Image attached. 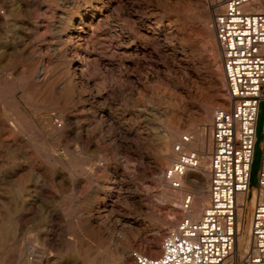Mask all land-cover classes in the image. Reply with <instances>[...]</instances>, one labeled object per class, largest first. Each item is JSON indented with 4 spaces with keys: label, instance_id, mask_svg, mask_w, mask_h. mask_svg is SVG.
<instances>
[{
    "label": "rangeland",
    "instance_id": "obj_1",
    "mask_svg": "<svg viewBox=\"0 0 264 264\" xmlns=\"http://www.w3.org/2000/svg\"><path fill=\"white\" fill-rule=\"evenodd\" d=\"M215 9L208 0H0V264H134V250L161 253L166 232L188 215L184 199L205 192L209 179L197 171L183 178V192L171 189L164 170L175 145L194 135L186 148L200 152L202 166L214 112L227 106L217 94ZM198 27L213 28V39ZM72 44L86 46L83 64L98 71L74 97L63 86L73 74ZM95 85L102 99L88 96ZM263 140L264 100L241 255Z\"/></svg>",
    "mask_w": 264,
    "mask_h": 264
},
{
    "label": "built area",
    "instance_id": "obj_2",
    "mask_svg": "<svg viewBox=\"0 0 264 264\" xmlns=\"http://www.w3.org/2000/svg\"><path fill=\"white\" fill-rule=\"evenodd\" d=\"M213 20L221 52L228 104L215 110L210 125L213 149L207 183L208 201L198 218L188 215L169 229L161 253L150 256L134 250V264H226L236 253L250 197L256 126L264 100V0H219ZM194 135L176 143L177 158L164 178L180 189L183 178L200 167V156L186 145ZM235 264H264V140L259 186L249 249Z\"/></svg>",
    "mask_w": 264,
    "mask_h": 264
},
{
    "label": "bare ground",
    "instance_id": "obj_3",
    "mask_svg": "<svg viewBox=\"0 0 264 264\" xmlns=\"http://www.w3.org/2000/svg\"><path fill=\"white\" fill-rule=\"evenodd\" d=\"M200 2L202 1V0H199ZM208 1H210V4L212 5V6H214L215 7V4H216V1H219V0H208ZM101 7V6H100ZM216 10V9H215ZM208 11V10H207ZM210 13L209 12H206V13H204V17L206 18V19H209L210 18ZM84 17H87V15H83L82 17H81V20H83L84 19ZM81 24H83V21L81 22ZM212 27H213V25H212ZM88 33L90 34V35H92V34H95V31H96V28H98V21H96L95 23H91L88 27ZM199 29L198 30H196L199 34H201L202 35V37L203 38H212L213 39V34H214V32H213V28L211 29V30H208V29H200V27H198ZM77 29V28H76ZM80 36V35H79ZM82 36V35H81ZM116 36V35H115ZM76 38V37H75ZM114 38H116V37H114ZM119 38V37H118ZM122 39V38H121ZM85 40V39H84ZM83 40V41H84ZM111 40V39H110ZM116 40V39H115ZM86 42H87V40H85ZM112 41V40H111ZM205 41V40H204ZM120 42V41H119ZM71 43V42H70ZM77 43V42H76ZM110 43V42H109ZM123 43V42H122ZM127 43V42H126ZM84 44H86V43H84ZM113 46V45H112ZM129 46V45H128ZM70 48H71V50H70V52H72L73 53V58L71 59V64L73 65V67H74V69H73V74L72 73H70L69 72V74L67 75V77H65L64 78V80H63V86H65V88H66V90H67V92H68V94L70 93V95L71 96H75L76 94H84L85 93V87L82 85V81H83V79L84 78H87L88 79V82H94L95 81V78H96V73L98 72H96L95 73V68L94 67H92V68H87L84 64H83V58L81 57V53L83 52V51H85L84 50V48L86 49V46H84V45H80V44H77V45H70L69 46ZM205 47V46H204ZM217 47V48H216ZM216 47H215V49H214V52L215 51H217L218 50V46H217V44H216ZM118 48V47H117ZM126 48V47H125ZM93 49V48H92ZM113 49V48H112ZM67 51V50H66ZM66 51H62L61 53L63 54V56H64V58H65V56H66V54H65V52ZM90 51V50H89ZM204 51V50H203ZM91 52V51H90ZM97 54V53H96ZM69 55V54H68ZM100 57V56H99ZM123 57V56H122ZM74 58H76L75 60H74ZM96 58V57H95ZM140 58V57H139ZM110 60V59H109ZM112 60V59H111ZM110 60V61H111ZM137 60V59H136ZM86 61V60H85ZM101 62V61H100ZM220 62V61H219ZM94 63V62H93ZM89 64V63H88ZM98 64V63H97ZM102 64V63H101ZM101 66V65H100ZM99 66V67H100ZM100 71V70H99ZM110 71V70H109ZM112 72V71H111ZM110 72V73H111ZM116 72V71H115ZM109 77V76H108ZM103 78V77H102ZM107 78V77H106ZM98 79H99V77H98ZM112 79H114V78H112ZM111 79V80H112ZM216 80H217V85L219 86V89H218V92H217V94H219L221 97H222V99H223V101H221V105H225V104H228V96H227V91H223L222 90V87H226V80H225V75H224V71H223V67H222V64H219V66L217 67V70H216ZM115 81V80H114ZM84 82V81H83ZM109 82H111V81H109ZM108 82V83H109ZM87 83V82H86ZM85 83V84H86ZM100 83V82H99ZM117 84V83H116ZM115 84V85H116ZM104 85V84H103ZM95 86H97V85H95ZM110 86V85H109ZM117 86V85H116ZM115 86V87H116ZM86 87H88V86H86ZM91 88H93V87H91ZM109 89V88H108ZM111 89H112V87H111ZM224 89V88H223ZM117 90V89H116ZM105 91V89L103 88V87H100V86H97V89L95 90V92H90L89 93V97L90 98H95V97H97V98H99V99H102V97H103V95H102V92H104ZM118 91V90H117ZM118 92H120V91H118ZM94 93H96L97 94V96H94ZM104 93H106V92H104ZM121 93V92H120ZM116 94V93H115ZM116 96V95H115ZM78 98V97H77ZM82 98V97H81ZM109 98V97H108ZM63 99V98H62ZM76 99V98H75ZM86 99V98H85ZM84 99V100H85ZM89 99V98H88ZM87 99V100H88ZM64 100V99H63ZM62 100V101H63ZM114 100V99H113ZM54 101V100H53ZM65 101V100H64ZM102 101V100H101ZM100 101V102H101ZM77 102H79V101H77ZM96 102V101H95ZM94 102V103H95ZM115 102V101H114ZM18 103V102H17ZM55 103V102H54ZM63 104H64V102H62ZM91 103V102H90ZM89 103V104H90ZM45 104V103H44ZM101 104V103H100ZM169 104V103H168ZM46 105V104H45ZM91 105V104H90ZM170 105V104H169ZM17 106H19L18 104H17ZM54 106V105H53ZM87 106V105H86ZM95 106V105H94ZM99 107V106H98ZM105 107V106H104ZM108 107V106H107ZM114 107V106H113ZM112 107V108H113ZM74 108V107H73ZM20 109V108H19ZM77 109V108H76ZM21 110V117H22V119H24V121H26V122H28L29 120H30V118H29V116L27 115V113H26V111H25V109H20ZM108 110V109H107ZM82 111V110H81ZM71 112V111H70ZM76 112V111H75ZM74 112V113H75ZM111 112V111H110ZM62 113V112H61ZM73 113V112H72ZM77 113V112H76ZM63 114V113H62ZM78 114H79V112H78ZM97 114V113H96ZM109 114V113H108ZM20 115V114H19ZM76 115V114H75ZM100 115V114H99ZM114 115V114H113ZM67 116V115H66ZM69 118V117H68ZM67 118V119H68ZM97 118V117H96ZM63 119V118H62ZM78 119V118H77ZM87 119V118H86ZM94 119V118H93ZM97 119H99V117L97 118ZM110 119V118H109ZM83 120V119H82ZM85 120V119H84ZM74 121V120H73ZM105 121V120H104ZM116 121V120H115ZM70 122V121H69ZM30 123V122H29ZM32 123V122H31ZM63 123V122H62ZM75 123H76V119H75ZM113 123V122H112ZM12 124V123H11ZM69 124V123H68ZM88 124V123H87ZM82 125V124H81ZM80 125V126H81ZM84 125V124H83ZM105 125V124H104ZM211 125V124H210ZM210 125H209V128H210ZM6 126V125H5ZM66 126V125H65ZM71 126H72V124H71ZM34 127H36V126H34ZM79 128V127H78ZM91 128V127H90ZM173 129V128H172ZM65 130V129H64ZM100 130V129H99ZM103 130V129H102ZM8 131V130H7ZM6 131V132H7ZM36 131H38L39 133H41L42 135H44L45 136V134L43 133V131H41L40 129H38V130H36ZM10 132V131H9ZM15 132H16V130H15ZM70 132V131H69ZM68 132V133H69ZM72 132V131H71ZM89 132V131H88ZM103 132V131H102ZM77 133H79V131L77 132ZM90 133V132H89ZM95 133V132H94ZM124 133V132H123ZM102 134V133H101ZM75 135H76V133H75ZM89 136V135H88ZM94 136V134L92 135V137ZM116 136V135H115ZM176 136V135H175ZM12 137V136H11ZM39 137H40V135H39ZM76 137H78V136H76ZM122 137V136H121ZM211 137V136H210ZM15 138V137H14ZM22 138V137H21ZM81 138V137H80ZM117 138V137H116ZM181 138H182V136H181ZM180 138V139H181ZM46 139V138H45ZM66 139V138H65ZM79 139V138H78ZM98 139H99V136H98ZM11 140H13V139H11ZM90 140V139H89ZM203 140V139H202ZM208 140V139H207ZM16 141V140H15ZM25 141V140H24ZM84 141V140H83ZM98 140H96V142H97ZM211 141H212V139H211ZM27 142V141H26ZM199 142V141H198ZM13 143V142H12ZM78 143V142H77ZM99 143H100V141H99ZM193 143V142H192ZM90 144V143H89ZM101 144V143H100ZM208 144V143H207ZM13 145V144H12ZM84 145H85V143H84ZM191 145V144H190ZM88 146V145H87ZM210 146V145H209ZM212 146H213V142H212ZM10 147H11V145H10ZM27 147H28V145H27ZM81 147V146H80ZM88 147H90V145L88 146ZM15 148V147H14ZM201 148V147H200ZM1 149V148H0ZM88 149H90V148H88ZM97 149H98V147H97ZM97 149H95V150H97ZM202 149H203V147H202ZM212 150V149H211ZM86 151V150H85ZM90 150H88V152H89ZM109 152V151H108ZM27 153V152H26ZM106 153V152H105ZM204 154V153H203ZM210 154H211V152H210ZM210 154H209V157H210ZM83 155V154H82ZM96 155H97V153H96ZM174 155V154H173ZM111 156H112V154H111ZM114 156V155H113ZM199 156H200V167L198 168V169H196V170H194V171H192V172H190V173H194V172H202L206 177H207V179L209 178V174H208V167H209V159L208 158H204L203 159V164H202V166H201V154H200V152H199ZM204 156V155H203ZM85 157V156H84ZM115 157V156H114ZM79 159V158H78ZM107 159V158H106ZM81 160V159H80ZM108 160V159H107ZM110 160V159H109ZM111 162V161H110ZM174 162V161H173ZM102 163H104V162H102ZM108 163V162H107ZM80 165V164H79ZM89 165H91V163L89 164ZM93 166V165H92ZM109 166V165H108ZM99 167H101L100 165H99ZM84 169H85V167H84ZM88 169V168H87ZM93 169V168H92ZM106 169V168H105ZM103 170H104V166H103ZM89 171V170H88ZM91 171V170H90ZM190 173H188V174H190ZM187 174V175H188ZM201 174V173H200ZM39 175V174H38ZM186 175V176H187ZM78 177H80V176H78ZM186 178V177H185ZM164 179H162V181H163ZM183 183H184V181H183ZM171 189H173V190H180V192H183V190L184 189H182V188H180V189H174V188H172L168 183H166ZM170 189V190H171ZM205 189V188H204ZM168 192V191H167ZM169 193V192H168ZM172 195V194H171ZM180 195V194H179ZM170 196V195H169ZM206 196H207V189L205 190V192L203 191V190H198V193L194 196V199H192L191 198V204H190V210H189V216H191L192 218H198L200 215H201V213H202V211H203V209H204V207H205V202H206ZM191 197V196H190ZM186 198H187V196H186ZM185 198V199H186ZM104 199V198H103ZM185 199H184V203H182V209L183 210H185ZM177 202V201H176ZM178 204V203H177ZM176 204V205H177ZM181 205V204H180ZM11 206V205H10ZM186 211V210H185ZM184 211V212H185ZM201 211V212H200ZM137 233V232H136ZM243 233H244V227H243V231H242V233H241V235H240V238H239V242H238V246H237V249H236V253H235V255L233 256V257H231L230 259H228L227 260V262H226V264H235L236 263V261H239L240 259H242L245 255H246V253H247V251H248V249H249V244H248V246H247V248H246V250L244 251V253H243V255H241L240 254V252H241V248H240V245H241V242H242V238H243ZM125 244V243H124ZM147 246H146V248L148 247L149 248V250H151L153 253H155L156 251H157V248H156V246L155 245H153V244H146ZM126 247H127V245H126ZM158 247V246H157ZM118 250V249H117ZM128 250V249H127ZM112 253V252H111ZM115 253V252H114ZM116 254V253H115ZM119 254V253H118ZM112 255V254H111ZM114 255V254H113ZM111 257H113V256H111ZM123 257V256H122ZM114 258V257H113ZM113 258H111V260L113 259ZM48 259V258H47ZM121 260V259H120ZM113 261H114V259H113ZM117 262V261H116ZM124 263V262H123Z\"/></svg>",
    "mask_w": 264,
    "mask_h": 264
}]
</instances>
